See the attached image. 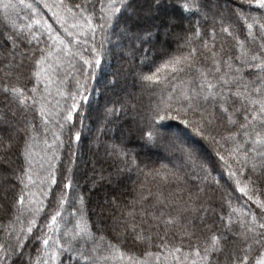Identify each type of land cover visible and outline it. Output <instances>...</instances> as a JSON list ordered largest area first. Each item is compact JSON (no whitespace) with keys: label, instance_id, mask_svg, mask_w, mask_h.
<instances>
[{"label":"snow or ice","instance_id":"1","mask_svg":"<svg viewBox=\"0 0 264 264\" xmlns=\"http://www.w3.org/2000/svg\"><path fill=\"white\" fill-rule=\"evenodd\" d=\"M0 13V264H264V0H0ZM113 59L155 99L105 105L100 161L82 173L91 84ZM122 114L127 139H102ZM133 138L184 164L145 163Z\"/></svg>","mask_w":264,"mask_h":264},{"label":"trees","instance_id":"2","mask_svg":"<svg viewBox=\"0 0 264 264\" xmlns=\"http://www.w3.org/2000/svg\"><path fill=\"white\" fill-rule=\"evenodd\" d=\"M27 14V10L21 11L20 16L21 18L24 17ZM50 16V14H48ZM147 20H145V24ZM2 13H0V26H2ZM177 31L179 29H176ZM165 47H168L170 49L176 47L175 42H171L166 44ZM124 67V71L121 75H118L116 77L117 83L115 86H109V81L112 80L113 75L117 73V70L121 67ZM143 70L147 71V68H144ZM135 71V69H133ZM71 86V85H70ZM92 91L90 93V97L92 100V111L90 113L91 118L86 121V124L91 128V131L85 130L84 139L81 142L80 147V153H81V164L80 168L82 173L83 172H90L91 171V161L93 159H96L100 161V156L96 155V145L95 150H93L92 145L93 140L96 136V128L100 120L103 118V112L104 107L107 103H110L112 101H116L118 99H122L125 95V93H134L135 94V102L138 106H141V108H147L151 102L154 101V97L151 96L150 91H144L141 90L140 85L135 81L134 76L132 74V71L127 70V64L126 61H119L116 59H113L112 61V67L108 69L100 78L99 82H92L91 84ZM168 123L175 126L177 124L176 121H169ZM131 126V116L130 115H123L121 116V119L114 122V125H109V128H112V131L107 132V136L102 137V139L111 138L113 134L115 137L119 138L122 135L127 139L128 137V129ZM109 134L111 135L109 137ZM191 135V134H190ZM193 139H199L198 137H192ZM141 141H139L137 138H133L131 142L129 143V147L133 148L135 151H137L140 154V158L144 160L145 163L155 164L158 166L159 163H168L169 166H171L173 163L176 164H184V161L181 159V155L179 151L170 152L166 158L163 157H151L147 155L144 151H142L141 148ZM203 143V141H201ZM177 144L179 145V141H177ZM156 152L163 150V149H155ZM207 152L211 154V149L206 148ZM158 153V152H157ZM102 154V153H101ZM159 155V154H158ZM213 159H215L213 155ZM103 163V161H101ZM104 166L107 168V164H104ZM191 166V162H188V167ZM100 163L97 164V170H99ZM133 179L135 178V174H132ZM213 176H218L221 178V183L224 187H227L230 182L227 181L226 174L224 173V170L220 167H216L213 171ZM115 179V177H114ZM129 187H131V184L129 182ZM112 191V186L110 185H103L100 188H98L95 192L91 194V201L90 208L95 207L97 201H102L105 194H110ZM234 196L241 197L240 193H234ZM243 199L241 197L240 203H243ZM95 219V217H93Z\"/></svg>","mask_w":264,"mask_h":264},{"label":"rangeland","instance_id":"3","mask_svg":"<svg viewBox=\"0 0 264 264\" xmlns=\"http://www.w3.org/2000/svg\"><path fill=\"white\" fill-rule=\"evenodd\" d=\"M147 23L146 25H150L151 23H153L154 21L151 20V19H146ZM111 135L109 134V137ZM93 147V150H95V144L92 145ZM142 151H144L147 155L151 156V157H154V158H157V157H163V158H166L167 155L170 153V152H165L164 150H160V151H155L153 148L149 149V148H143ZM159 154V155H158Z\"/></svg>","mask_w":264,"mask_h":264}]
</instances>
